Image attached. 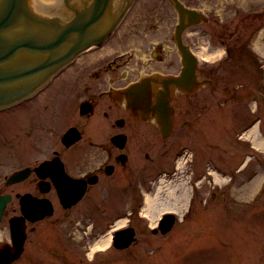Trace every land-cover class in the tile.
<instances>
[{
  "label": "flooded vegetation",
  "instance_id": "obj_1",
  "mask_svg": "<svg viewBox=\"0 0 264 264\" xmlns=\"http://www.w3.org/2000/svg\"><path fill=\"white\" fill-rule=\"evenodd\" d=\"M179 1L196 9L200 17L195 22L185 17L177 31L180 21L173 0H56L57 13L50 16L63 24L78 17L94 33L89 46L34 96L0 111L35 100L77 66L63 89L66 96L58 111L63 129L55 147L38 163L27 166V176L13 183L15 190L9 192V203L16 201L19 211L8 216L7 204L0 222L5 218L8 222L12 215L22 216L25 232L23 249L10 263L25 250L33 256L32 262L37 255L43 260L45 253L61 257L62 264H81V259H71L81 252V246L84 253L104 255L110 242L113 245L115 231L124 228L112 226L113 220L124 217V213L113 217L114 199L121 197L115 191L134 194L141 186L138 193L143 195L156 182L167 178L175 182L181 174L189 175L195 188L211 174L209 158L201 170H197L199 161L193 154L181 166L179 147L189 149L188 131H205L211 109L220 106L217 94L226 91L223 60L239 53L255 62L257 56L247 47L248 40L237 35V8L206 12L186 0ZM178 42L195 60L186 76ZM199 48L224 51L221 60L211 64L196 54ZM263 64L256 71L260 79L264 78ZM134 86H139L142 95L137 106L129 102ZM163 107L169 124L165 135L160 122ZM67 132H73L71 140H63ZM141 199L136 201L137 207H143ZM12 209L16 211V207ZM98 220L101 225L95 226ZM125 227H132L136 236L135 227ZM155 228H151L153 233L160 232ZM77 234L83 235L76 239ZM105 234H111L109 245L93 251ZM32 262L28 264H35Z\"/></svg>",
  "mask_w": 264,
  "mask_h": 264
},
{
  "label": "rangeland",
  "instance_id": "obj_2",
  "mask_svg": "<svg viewBox=\"0 0 264 264\" xmlns=\"http://www.w3.org/2000/svg\"><path fill=\"white\" fill-rule=\"evenodd\" d=\"M186 1L206 12L237 8V35L248 40L247 47L255 52L257 60L253 62L249 55L239 53L223 60L226 91L225 95L217 94L220 106L211 109L205 131H188L189 149L179 147L181 166L193 154L199 161L197 170H201L209 158L211 174L204 177L203 185L193 188L190 176L181 174L175 182L168 178L156 182L143 195L138 193L141 186L134 194L115 191L121 197L114 199L113 217L121 213L124 217L122 223L113 220L112 226L132 225L136 236L124 249H116L110 242L104 255L97 252L93 256L79 247L81 252L71 259L79 258L81 264H264V78L256 73L264 63V0ZM249 24L255 26L248 28ZM199 49L196 54L208 58L211 64L221 60L224 51ZM76 70L77 66L69 69L35 100L0 113L1 192L15 190L5 178L18 169L32 167L55 147L63 129L58 119L66 96L63 89ZM258 116L260 120L254 123ZM146 195L152 202L147 215H143L136 201ZM7 208L8 216L19 211L16 201L8 203ZM167 211L176 216L172 229L153 233L151 228ZM108 234L100 238L105 240ZM79 235L83 234H77L76 239ZM3 244L13 245L6 218L0 222V246ZM44 255L43 260L37 255L32 262L33 256L25 250L20 259L9 263L62 264L61 257Z\"/></svg>",
  "mask_w": 264,
  "mask_h": 264
},
{
  "label": "water",
  "instance_id": "obj_3",
  "mask_svg": "<svg viewBox=\"0 0 264 264\" xmlns=\"http://www.w3.org/2000/svg\"><path fill=\"white\" fill-rule=\"evenodd\" d=\"M180 23L188 17L195 22L200 17L196 9L185 7L179 0H173ZM56 0H0V109L10 107L34 94L60 68L67 64L77 53L91 43L94 30L76 17L63 24L56 16ZM178 49L184 63L186 76L194 65V56L178 42ZM129 102L133 106L140 104L142 95L139 86H134ZM161 131L165 135L169 130L165 108L160 111ZM73 132H67L63 140H71ZM68 142V141H66ZM41 164L40 166H44ZM28 167L18 169L8 177V183H14L27 176ZM25 198V196H23ZM11 200L9 193H0V219L6 204ZM24 205V201L21 202ZM24 211V208H23ZM173 214H164L159 220L161 233L169 231L174 223ZM13 245L0 246V264H8L16 259L22 249L25 238L22 216L9 219ZM157 229H155L156 231ZM134 240L131 227L115 232L114 245L125 248Z\"/></svg>",
  "mask_w": 264,
  "mask_h": 264
},
{
  "label": "bare ground",
  "instance_id": "obj_4",
  "mask_svg": "<svg viewBox=\"0 0 264 264\" xmlns=\"http://www.w3.org/2000/svg\"><path fill=\"white\" fill-rule=\"evenodd\" d=\"M37 96L34 97V99L36 98ZM151 202H152V199H151V196L149 195H146L145 196V199H144V204H143V207H142V212H143V215H147L148 212L147 209H149L150 205H151ZM123 220H120V223H122ZM173 226V225H172ZM172 229V227H171ZM111 235V234H110ZM110 235L107 239L105 240H100L99 242H97L94 246H93V251L96 250V249H103V248H106L108 245H109V240H110ZM92 252H90L91 254Z\"/></svg>",
  "mask_w": 264,
  "mask_h": 264
}]
</instances>
